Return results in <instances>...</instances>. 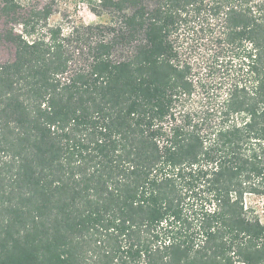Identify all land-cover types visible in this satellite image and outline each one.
<instances>
[{
  "label": "trees",
  "instance_id": "obj_1",
  "mask_svg": "<svg viewBox=\"0 0 264 264\" xmlns=\"http://www.w3.org/2000/svg\"><path fill=\"white\" fill-rule=\"evenodd\" d=\"M86 2L0 0V264H264V0Z\"/></svg>",
  "mask_w": 264,
  "mask_h": 264
},
{
  "label": "rangeland",
  "instance_id": "obj_2",
  "mask_svg": "<svg viewBox=\"0 0 264 264\" xmlns=\"http://www.w3.org/2000/svg\"><path fill=\"white\" fill-rule=\"evenodd\" d=\"M23 2L24 0H20ZM38 6H42L45 2L52 5V16L50 17V24H60L67 29L73 25H87L96 24L104 20L103 17H97L86 0H27ZM3 30V23L0 22V32ZM14 55V50L11 46L6 45L0 39V61L11 60ZM245 204L251 206L254 213L258 215L260 220L264 221V198L256 196H247Z\"/></svg>",
  "mask_w": 264,
  "mask_h": 264
}]
</instances>
